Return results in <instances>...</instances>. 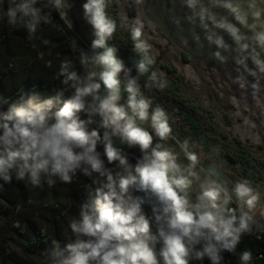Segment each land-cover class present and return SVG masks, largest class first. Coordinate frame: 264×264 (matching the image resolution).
Listing matches in <instances>:
<instances>
[{"label": "clouds", "instance_id": "9594fccd", "mask_svg": "<svg viewBox=\"0 0 264 264\" xmlns=\"http://www.w3.org/2000/svg\"><path fill=\"white\" fill-rule=\"evenodd\" d=\"M4 2L0 0V4ZM108 2L86 0L82 5L83 16L93 29V55L80 53L83 75L70 70L68 63L60 66L62 83L72 93L63 106L52 112L51 99L21 97L7 111H0V179L9 181L14 174L33 186L42 180L52 185L54 178L71 182L79 171L97 185L94 196L81 204L80 219L70 224L72 239L63 248L52 250L49 264H160L159 258L163 264H190L205 258L211 264H221V253H235L244 234L264 232V223L256 218L260 193L247 180L236 182L230 191L208 170L195 199L191 198L193 178L200 179L195 171L197 154L188 151L186 140L178 142L189 161L182 166L177 154L161 143L154 145L153 134L142 126L150 121L156 137L161 141L171 138L167 113L159 106L152 107L139 83V77L149 73L155 63L151 45L142 38L143 21L136 17L130 26L134 50L140 57L133 76L132 69L118 57V49L109 43L117 22L107 13ZM133 2L137 7L143 4V0ZM183 3L205 22L203 11L197 12L200 0ZM69 7L67 0H7L3 17L9 26L23 27L32 35L42 23L50 22L53 11L71 29ZM230 8L235 11V5ZM262 15L252 13L251 25L243 11L234 19L248 27L251 38L264 48V27L258 23ZM127 19L123 18L121 26ZM230 34L240 43L243 34L239 29ZM211 42L221 44L222 38ZM214 55L220 58L219 52ZM121 75L127 93L123 102ZM149 79L164 87L157 72L152 71ZM236 82L243 87L240 78ZM81 111L87 112L88 120L79 117ZM97 116L98 128L89 130L92 117ZM99 129H103L102 136ZM113 137L139 148L141 155L135 164L114 145ZM101 144L103 153L97 150ZM105 160L115 167H107ZM133 190L157 201L158 206H153L158 226L155 233L142 208L145 199L133 196ZM233 195L236 208L230 207ZM259 213L264 216V208ZM160 242L163 247L157 254L155 246ZM240 260L249 264L252 253L242 252Z\"/></svg>", "mask_w": 264, "mask_h": 264}, {"label": "rangeland", "instance_id": "374dc122", "mask_svg": "<svg viewBox=\"0 0 264 264\" xmlns=\"http://www.w3.org/2000/svg\"><path fill=\"white\" fill-rule=\"evenodd\" d=\"M167 2L166 7L158 5L156 0H143L139 7L133 0L108 2L119 38L128 42L130 26L134 18L139 17L144 25L142 38L151 45L160 77L169 85H177L180 94L204 116L205 129L201 136L189 132L180 141L171 136L162 141V145L174 151L178 163L185 167L189 161L178 142L186 140L188 151L197 154L195 171L200 179L193 178L190 189L193 200L200 182L211 170L214 178L229 190L238 181H249L264 201V96L256 81L257 72L244 58L230 53L232 48L228 44L212 43L218 40L216 37L210 44L198 41L199 28L192 21L193 11L183 0ZM125 16L128 19L125 26H121ZM3 21V12H0V27ZM92 33L91 26L72 32L71 43L91 56ZM216 52L220 53V58L214 55ZM237 78L243 82V87L236 82ZM123 87L122 84V94H126ZM144 127L153 134L155 145L159 138L152 131L150 121L145 122ZM134 150L141 154L138 147ZM75 187L58 181L46 185L42 180L38 186L29 183V203L24 206L16 197L17 206L13 211L8 216L0 215V253H9L20 264H49L47 256L25 255L17 232L23 231L24 219H27L45 236L54 229L57 240L65 246L72 239L69 227L75 219L69 210ZM53 212L59 217L54 219ZM159 259L161 264L162 258Z\"/></svg>", "mask_w": 264, "mask_h": 264}, {"label": "trees", "instance_id": "16d2710c", "mask_svg": "<svg viewBox=\"0 0 264 264\" xmlns=\"http://www.w3.org/2000/svg\"><path fill=\"white\" fill-rule=\"evenodd\" d=\"M85 2L86 0H67L70 6L67 9V15L72 23L71 29L67 28L55 11L51 13L50 22L42 23L32 35L23 27L9 26L6 18L3 17V25L0 27V111H7L10 106L18 103L21 97H24L25 99L34 98L38 101L51 99L54 101L51 111L55 112L70 98L71 90L62 83L64 77L59 74V68L62 64L68 63L70 70H75L81 75L85 74V70L80 64L81 49L71 43L72 32L77 33L82 28L91 26L83 16L82 5ZM6 8L7 0L4 4H0V12H4ZM106 10L108 15L115 19L109 4ZM109 43L118 49V57L124 61L126 67L132 69L131 74L137 75L134 65L140 57L134 50L131 34H129L128 42H124L115 31ZM152 71L157 72L160 78L159 82L164 84L163 88L157 87L149 79ZM121 79L123 84V75H121ZM139 83L143 94L151 99L152 107L159 106L167 113L172 128V137L180 141L189 132L201 136L205 129L203 114L180 94L177 85H169L160 77L155 63L150 67L149 73L139 77ZM146 85H150V87H146ZM78 115L82 120L89 119L85 111H81ZM92 119L94 122L88 125L89 130L98 128V116L92 117ZM0 134H2V130H0ZM155 143L162 144V141L158 139ZM97 150L103 153L99 147ZM138 157L140 154L133 150L131 161L136 162ZM105 163L107 167H115L114 164H107L106 160ZM215 171L217 172V170ZM212 178L216 179L214 176ZM219 178L221 179V176ZM54 179L65 183L58 178ZM217 181L221 182L219 179ZM43 183L49 185L46 181ZM65 184L76 186L69 213L75 220H79L81 204L94 196V189L97 185L93 184L92 178L79 171L72 177L71 182ZM28 185L27 179L17 180L14 174L9 181L0 179V215L8 216V213L13 211L17 206L16 197L24 206L29 203ZM52 216L54 219L59 217L54 212ZM24 221L23 231L17 232V234L22 241L25 255L49 257L54 248L64 247L57 240L54 229H51L45 236L34 223L27 219ZM69 231L71 232L70 227ZM155 247L159 254L163 247L162 242L157 243ZM244 251L252 253V260L249 264H264V232L244 234L235 253L227 251L221 253L223 257L221 264H242L240 256ZM0 261V264H20L14 261L9 253H0ZM161 264H163V260ZM190 264H211V262L205 258L202 262L191 261Z\"/></svg>", "mask_w": 264, "mask_h": 264}, {"label": "water", "instance_id": "95a60500", "mask_svg": "<svg viewBox=\"0 0 264 264\" xmlns=\"http://www.w3.org/2000/svg\"><path fill=\"white\" fill-rule=\"evenodd\" d=\"M156 1L161 7H166L167 1L179 0ZM230 5H235V11L230 8ZM200 11H203L206 17L205 22L202 23L194 12L192 15V21H195L199 28L198 41L201 39L204 43L210 44L213 37L218 40L222 38V43L228 44L233 49H230V53L235 54L236 58H244L256 70L258 79L256 81L264 96V48L259 47L251 38L252 32L248 27L241 26L234 19V16L243 11L248 14V24H253L251 14L254 12L264 13V0H200V8L197 9V12ZM258 23L264 27V15ZM235 29H239V33L243 34L240 43H237L235 37L230 34Z\"/></svg>", "mask_w": 264, "mask_h": 264}, {"label": "built area", "instance_id": "2783aa9c", "mask_svg": "<svg viewBox=\"0 0 264 264\" xmlns=\"http://www.w3.org/2000/svg\"><path fill=\"white\" fill-rule=\"evenodd\" d=\"M114 145L116 147L120 148L124 153H126L128 158H129V161L132 164H135V162L131 161V158L133 157V149H129V148L125 147V146L118 145V144H115V143H114ZM98 147L103 150V145L102 144L98 145ZM132 195L133 196H137V197H142V198L145 199V203L142 205V208H143V211H144L145 215L147 216V218L151 222V230H152V232L155 233L157 231V227L158 226H157V223L155 221L154 214H153V206H158L157 201L155 200V198L150 197V196L146 195L144 192H141V191L133 190L132 191ZM235 199L236 198L233 195V203L230 205V207H232V208H236L237 207V205L235 204ZM260 208H264V201L260 200V202H259V204L257 206V212H256V218L261 223H264V216H261L260 213H259V209Z\"/></svg>", "mask_w": 264, "mask_h": 264}, {"label": "crops", "instance_id": "0c3cea01", "mask_svg": "<svg viewBox=\"0 0 264 264\" xmlns=\"http://www.w3.org/2000/svg\"><path fill=\"white\" fill-rule=\"evenodd\" d=\"M126 93V92H125ZM122 97L124 98V100H126V98H127V93L126 94H122ZM98 119H99V117H98ZM143 127H144V124L142 125ZM145 128V127H144ZM100 132H101V135H103V129H100ZM113 143H115V144H118V145H122V146H125V147H127V148H129V146L128 145H126V144H122L121 142H120V140H119V138L118 137H113ZM133 148V150L135 149V147H132ZM131 148V149H132ZM135 151V150H134ZM136 152V151H135ZM139 154V153H138ZM141 155V154H140Z\"/></svg>", "mask_w": 264, "mask_h": 264}]
</instances>
